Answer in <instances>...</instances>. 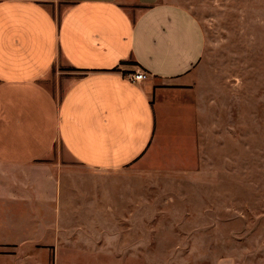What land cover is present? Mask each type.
I'll return each instance as SVG.
<instances>
[{
	"label": "crops",
	"instance_id": "0c3cea01",
	"mask_svg": "<svg viewBox=\"0 0 264 264\" xmlns=\"http://www.w3.org/2000/svg\"><path fill=\"white\" fill-rule=\"evenodd\" d=\"M204 54L199 20L170 0H0V264H151V199L130 170L198 167L217 110ZM59 60L83 75L60 97L43 83ZM205 230L191 250L212 249ZM260 234L211 264H264Z\"/></svg>",
	"mask_w": 264,
	"mask_h": 264
},
{
	"label": "rangeland",
	"instance_id": "374dc122",
	"mask_svg": "<svg viewBox=\"0 0 264 264\" xmlns=\"http://www.w3.org/2000/svg\"><path fill=\"white\" fill-rule=\"evenodd\" d=\"M170 1L192 11L204 30L201 72L215 88L216 116L201 137L198 167L158 170L148 157L132 166L130 176L137 199H151L152 249L146 259L211 264L240 256L236 242L264 232V0ZM82 76L59 60L43 83L60 97ZM64 155L59 146L54 156ZM241 177L246 186L224 185ZM208 226L216 228L212 249L191 250L193 238L207 241L208 234L196 233Z\"/></svg>",
	"mask_w": 264,
	"mask_h": 264
},
{
	"label": "built area",
	"instance_id": "2783aa9c",
	"mask_svg": "<svg viewBox=\"0 0 264 264\" xmlns=\"http://www.w3.org/2000/svg\"><path fill=\"white\" fill-rule=\"evenodd\" d=\"M148 74L145 72H131L127 75V79L131 83H141L148 79Z\"/></svg>",
	"mask_w": 264,
	"mask_h": 264
}]
</instances>
